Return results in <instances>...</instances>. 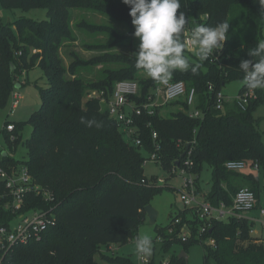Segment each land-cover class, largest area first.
<instances>
[{"label": "trees", "instance_id": "trees-1", "mask_svg": "<svg viewBox=\"0 0 264 264\" xmlns=\"http://www.w3.org/2000/svg\"><path fill=\"white\" fill-rule=\"evenodd\" d=\"M259 2L180 0L182 7L178 14L184 10L192 27L228 22V40L220 50L218 64L208 60L200 62L195 74L191 70L175 71L170 78L173 82H183L188 91L195 90L202 118H189L183 103H179L181 109L168 118L161 117L159 110L153 116L143 115L136 124L143 147L135 148L124 139L98 101L83 102L92 91L111 95L116 82L133 80L139 85L140 98L132 100L138 103L158 84L151 78H140L138 73L142 69L135 66L134 59L111 52L118 42L133 36L130 8L121 0H0L6 10L28 12L42 8L47 11L46 20L23 17L15 20L16 34L9 25L0 24V110L7 106L18 74L33 68L45 74V87L38 88L40 108L27 121L32 128L26 142L28 157L24 161L3 157L2 161L6 167L24 165L33 181L51 191L58 204L56 225L46 232L43 240L0 252L1 264H100L94 260L99 246L107 248L133 240L139 221L146 218L139 210L144 211L155 195L168 189L141 183L148 181L143 176V162L151 150L152 131L158 134L165 170L186 159L181 156L188 146V158L194 164L192 173L198 177L202 165L209 167L211 190L206 200L211 205L229 206L235 193L248 187L257 199L255 211H258V179L253 174L244 176L228 171L225 163L234 160L252 165L256 162L257 172L264 168V135L254 126L256 121L252 116V112L264 104V89L253 90L245 111L235 105L233 111L223 114L215 109V97L229 82L244 80V73L239 70L241 60L250 59L248 51L264 41V12ZM73 10L89 11L125 23L130 26L129 36H120L106 25L86 22L73 25L70 21ZM73 26L93 35L108 34L112 41L107 45L87 46L88 50L103 52L89 60L70 53L72 62L64 67L58 50L67 42L75 41ZM16 52L21 55L15 57ZM192 58L189 63L195 66L198 58ZM105 64L120 66L103 70V76L91 83L78 76L81 69ZM208 86H212V90L209 91ZM248 89L244 85L238 94ZM81 117L94 119L102 123V127L88 128L80 122ZM15 127L18 139L11 144L14 148L19 143L22 125L15 124ZM153 181L155 178L148 182ZM173 220L174 217L170 224ZM185 224L191 225L196 233L200 221L192 217L187 218ZM209 225L203 239L212 240L213 246L194 238L188 241L202 243L205 263L212 259L214 264H264V243L250 235L252 222L230 218L213 220ZM168 226L157 231V236L163 237L164 248L172 243L167 242L165 235ZM179 231L177 227L175 235ZM102 256L103 260L130 264L126 259ZM169 261L170 264H186L184 259Z\"/></svg>", "mask_w": 264, "mask_h": 264}, {"label": "built area", "instance_id": "built-area-1", "mask_svg": "<svg viewBox=\"0 0 264 264\" xmlns=\"http://www.w3.org/2000/svg\"><path fill=\"white\" fill-rule=\"evenodd\" d=\"M192 28L189 22L183 33V39L186 44L185 50L189 53H195L192 47L187 46V38ZM33 52L35 53L36 51L34 50ZM20 55V52L14 54L15 57ZM220 55L221 51H216L208 61L218 64ZM208 90H212V86H208ZM252 96L253 89H248L242 94H238L235 98V105L241 111H245ZM134 97L140 98L138 83L133 80H122L115 83L111 95H106L103 91H92L86 95L85 99L86 101H98L102 110L117 124L124 139L135 148L143 147L136 127L137 119L143 115L153 116L162 105L183 103L187 107L184 111L189 118H202L201 111L196 107L195 90L190 89L188 91L185 84L181 81L173 82L168 80L167 83H158L138 103L132 100ZM21 99V95L14 89L10 94V113L13 114L15 112ZM225 104V96L222 92H218L215 97V109L222 111ZM147 127H150V124ZM15 131V124L8 121H5L1 127L0 252L2 253H6L14 246L27 245L33 242L40 243L46 232L55 227L57 222L56 208L58 204L53 193L36 184L24 165H19V167H6L3 164V157L15 159L13 153H15L16 148L11 147V144H14L18 139ZM151 142V150L146 155L143 166L146 163H153L159 169H164L162 146L158 134L154 131L151 133ZM177 144L179 146L180 141ZM2 153H5V156ZM186 154L184 156V159H186L182 163L178 161L171 168L167 169L170 176L178 175L182 179L180 199L184 209L191 212L188 218L192 219V217H197L200 221L196 233L193 232L192 226L189 224H185L182 227L178 237L181 242L186 243L194 238L202 242H207L209 246H213L212 240L204 241L203 239L210 229V222L213 220L226 221L230 218L247 219L254 225L257 223L264 227V221H258L249 217L256 209L257 199L254 193L246 187L240 188L235 193L231 205L226 206L224 203H220L218 206L211 205L196 189L195 180L192 177L194 164L188 158L190 154L189 148ZM247 167L254 172L258 171V164L256 162L252 165L244 161L234 160L225 163V168L231 172H241ZM141 183L154 187L167 186V182L158 177H155V181L153 182L142 180ZM258 215L264 219V207L258 209ZM178 223L179 221H173L171 225L174 226ZM168 231L171 233L172 228H169ZM250 235L255 237L258 242H264L263 236H256L254 226L250 230ZM105 251H112V249L108 246ZM2 260H0V264ZM142 262L153 264L144 259H142ZM161 264H170V261H164Z\"/></svg>", "mask_w": 264, "mask_h": 264}, {"label": "rangeland", "instance_id": "rangeland-1", "mask_svg": "<svg viewBox=\"0 0 264 264\" xmlns=\"http://www.w3.org/2000/svg\"><path fill=\"white\" fill-rule=\"evenodd\" d=\"M182 12L186 14L184 10ZM21 17L28 18L34 21H42L47 19V11L42 8L34 9L28 12H23L21 10H6L0 3V24L4 26L9 25L10 30L13 34H16L13 23L15 22V20ZM70 21L73 25H78L80 22H86L87 24L91 25L111 26L115 29L118 35L122 36L127 34L129 36L130 26H127L122 22H116L107 16L92 13L89 11L73 10L71 12ZM72 29L75 41L67 42L65 46H62L58 50V55L62 60L64 67H68L72 62L70 53H76L82 59L89 60L91 58L102 55L103 52L101 51V49L90 50L89 48L88 50L87 46H93L95 44L107 45L112 41V37L108 34L93 35L89 32L84 31L83 29L76 28L75 26H73ZM9 41L10 43H12L11 35L9 36ZM137 44L138 40L134 38V36H129V38L126 37L125 39L118 42V45L112 48L111 52L117 55H125L131 57V59H135L134 53L137 50ZM193 56H195L194 53L189 54L188 52H185V57L188 60H192ZM117 66L120 65L108 66L107 64H105L95 67H86L79 70L78 76L80 75V77L87 81V83L95 82L98 81L101 76H103V70H106L108 68L114 69ZM33 69L28 71L30 72L28 74V82H26V77L24 78L26 71H23L21 75L18 74L17 79L15 80V88L18 84H22L23 82H25L24 86L18 89L22 99L20 100L19 106L17 107L15 112L13 114L9 112L10 101H8V104L5 108L0 110V127L3 126L5 121L15 123L17 125H22L19 131V143L16 146L15 153H13L15 159L19 161H24L28 157L26 142L31 136L32 128L29 124H27V121L40 108L41 100L39 97L38 88L45 87V85H42L45 81L44 72L39 68H35V70ZM138 75L141 79L146 80L150 78L143 70L140 71ZM170 80L172 79H169V81ZM244 85V80H235L229 82L222 88V93L226 99V105L222 110L223 114L229 113L235 109V98L238 96L239 90H241ZM85 98L83 102L86 101ZM195 100L196 107H198L197 96ZM180 106L179 103L162 105V109L160 108L161 111L159 115L163 118H168L171 113L179 111L181 109ZM252 116L256 121L254 126L264 135V104L259 105L252 112ZM144 158H146V155L144 156ZM250 170L251 169L247 167L245 170L239 172V174L244 176L253 174L254 177L258 179V199L260 201V205L264 206V168H261L259 172L255 173H251ZM143 176L148 181H152L153 178L158 177L167 182L166 187L168 189L163 190L161 193L155 195L148 204L158 213L155 224L150 225L147 218L140 220L137 226L136 236L133 240L120 244H111L109 246L112 251L108 252H105V250L107 249L105 246H99L94 255L95 262L101 264H125L120 260L116 262L103 260L102 254H104L107 258L110 259H127L130 264H146L142 262V259L153 264H161L162 262L168 261L172 258H178L180 253L184 252L187 256V261H185L186 264H214L212 259H209L205 263L202 243L188 242L184 244L178 240L179 233L181 232L182 227H184L186 219L191 215L190 211H184L185 209L180 199L182 191V179L178 175L170 176L167 170L162 168L159 169L153 163H146L143 166ZM192 177L194 179L196 178L194 174L192 175ZM210 177L211 171L209 167H207L206 165H202V169L199 175V181L197 183L199 187L196 185L197 191L202 196L207 194L210 190ZM139 211L140 214H145L142 208ZM173 217V221H179V223L175 224L174 226L170 224V220ZM166 226H168V229L172 228L171 233L167 229L165 234L166 237H168L167 242L172 243L168 247L164 248V241L162 242L163 237L157 236V231ZM177 227H179L180 231L177 235H175ZM254 229L256 231V236H264V231L261 229V226L259 224L256 223L254 225ZM144 235L149 236L153 242L151 255H139L136 252V240L138 237ZM204 244L209 246L207 242H204Z\"/></svg>", "mask_w": 264, "mask_h": 264}, {"label": "clouds", "instance_id": "clouds-1", "mask_svg": "<svg viewBox=\"0 0 264 264\" xmlns=\"http://www.w3.org/2000/svg\"><path fill=\"white\" fill-rule=\"evenodd\" d=\"M130 8L128 15L134 28L133 36L138 40L134 53L135 66L145 71L154 81L167 83L175 71L194 74L200 62L213 57V53L223 48L228 40L230 24L220 22L215 26L196 25L188 35L187 46L195 50L198 62L190 65L184 52L186 44L183 33L189 24L184 12H179L180 0H121ZM264 12V0L259 2ZM247 55L250 59L241 60L239 70L244 73L246 87L264 89V41L251 48ZM194 94V93H193ZM80 122L88 128L99 129L102 123L81 117ZM153 242L147 235L136 240L139 255H151Z\"/></svg>", "mask_w": 264, "mask_h": 264}, {"label": "crops", "instance_id": "crops-1", "mask_svg": "<svg viewBox=\"0 0 264 264\" xmlns=\"http://www.w3.org/2000/svg\"><path fill=\"white\" fill-rule=\"evenodd\" d=\"M33 70H35V68L33 69ZM30 72H26V74H25V76H24V78L26 77V82H28L29 81V79H28V74H29ZM24 84H25V82H23L22 84H18L17 85V87L15 88V90L16 91H18V93H19V88H21L22 86H24ZM43 86L45 85V81H44V83L42 84ZM20 94V93H19ZM22 98V97H21ZM181 108V107H180ZM162 109V108H161ZM161 109H159V113H160V111H161ZM252 173H255L254 171H252V170H250ZM196 177V176H195ZM197 178V181H195V185H197V183H198V181H199V176L198 177H196ZM196 178L194 179V180H196ZM198 187H199V185H197ZM196 186V187H197ZM246 188H248V187H246ZM200 190V189H199ZM210 190H211V184H210ZM210 190H209V192H210ZM209 192L207 193V194H205V195H203L204 196V198L205 199H207V196H208V194H209ZM259 200V199H258ZM259 203V208L260 207H264V206H261L260 205V201L258 202ZM249 217H252V218H254V219H256V220H258V221H264V219L262 218V217H260L259 215H258V211H254V212H252L250 215H249ZM261 229L264 231V227H262L261 226ZM262 237V236H261ZM264 237V236H263ZM106 252V251H105ZM127 260V259H126ZM152 261V260H151ZM101 264V263H100Z\"/></svg>", "mask_w": 264, "mask_h": 264}, {"label": "water", "instance_id": "water-1", "mask_svg": "<svg viewBox=\"0 0 264 264\" xmlns=\"http://www.w3.org/2000/svg\"><path fill=\"white\" fill-rule=\"evenodd\" d=\"M188 147L186 148V150L183 152L181 158H183L186 154ZM3 156H5V153H2ZM145 214H146V218L148 219V222L150 225H154L155 221L157 219L158 213L157 211H155L151 206L147 205L144 208ZM178 259H184V261H187V256L185 255L184 252L180 253V255L178 256Z\"/></svg>", "mask_w": 264, "mask_h": 264}]
</instances>
